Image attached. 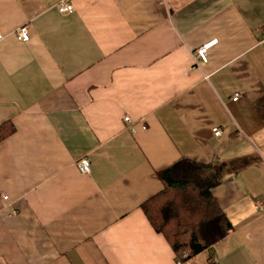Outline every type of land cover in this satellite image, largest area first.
I'll return each instance as SVG.
<instances>
[{
	"label": "crops",
	"instance_id": "1",
	"mask_svg": "<svg viewBox=\"0 0 264 264\" xmlns=\"http://www.w3.org/2000/svg\"><path fill=\"white\" fill-rule=\"evenodd\" d=\"M62 1L0 0V264H264V0ZM182 158L232 229L179 259L143 204Z\"/></svg>",
	"mask_w": 264,
	"mask_h": 264
},
{
	"label": "trees",
	"instance_id": "2",
	"mask_svg": "<svg viewBox=\"0 0 264 264\" xmlns=\"http://www.w3.org/2000/svg\"><path fill=\"white\" fill-rule=\"evenodd\" d=\"M263 102L258 103L260 109ZM14 132L12 121L0 125V142ZM157 176L164 188L143 209L155 230L167 237L177 258L197 255L230 233L232 225L212 194L221 181L219 166L182 158Z\"/></svg>",
	"mask_w": 264,
	"mask_h": 264
},
{
	"label": "built area",
	"instance_id": "3",
	"mask_svg": "<svg viewBox=\"0 0 264 264\" xmlns=\"http://www.w3.org/2000/svg\"><path fill=\"white\" fill-rule=\"evenodd\" d=\"M59 10L61 12L72 11L73 6L71 3L63 0L59 5ZM16 36L22 42H29L34 37V30L30 24H24L17 29ZM2 39H3V35L0 33V40H2ZM217 41L218 40L215 39V40L208 42V43L200 46L199 48H197L193 52V59H194L195 63L207 62L208 61V50L212 45L217 43ZM241 96H242L241 93H236L233 96L232 100L237 101L241 98ZM124 120L127 123L131 132L135 133L138 131L137 124L132 119L131 116H129V115L125 116ZM142 128L146 129V125L142 124ZM213 133L215 136H221V134H222L221 127H219V126L213 127ZM78 167L82 173H89L91 170L90 161L87 158H82L78 163ZM0 203L3 204L4 207L9 208L11 214L16 212L14 209H12V206L10 205V196L8 194H0ZM184 256L187 257V254H185ZM214 264H216V263H214Z\"/></svg>",
	"mask_w": 264,
	"mask_h": 264
}]
</instances>
